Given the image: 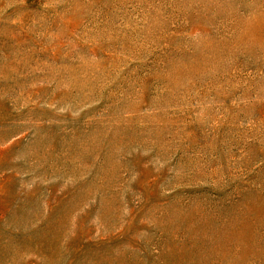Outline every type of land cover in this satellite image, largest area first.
<instances>
[{
	"label": "rangeland",
	"instance_id": "1",
	"mask_svg": "<svg viewBox=\"0 0 264 264\" xmlns=\"http://www.w3.org/2000/svg\"><path fill=\"white\" fill-rule=\"evenodd\" d=\"M0 264H264V0H0Z\"/></svg>",
	"mask_w": 264,
	"mask_h": 264
}]
</instances>
